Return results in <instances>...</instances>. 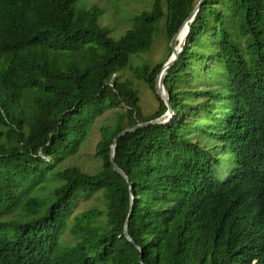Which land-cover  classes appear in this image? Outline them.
<instances>
[{
	"label": "trees",
	"instance_id": "1",
	"mask_svg": "<svg viewBox=\"0 0 264 264\" xmlns=\"http://www.w3.org/2000/svg\"><path fill=\"white\" fill-rule=\"evenodd\" d=\"M77 1L0 0V264H264V0H204L164 80L173 122L118 140L133 244L110 145L166 112L155 79L170 55L134 73L151 115L120 72L160 23L170 43L199 0H148L119 39ZM115 107L100 171L58 170ZM99 192L103 209L73 216Z\"/></svg>",
	"mask_w": 264,
	"mask_h": 264
},
{
	"label": "rangeland",
	"instance_id": "2",
	"mask_svg": "<svg viewBox=\"0 0 264 264\" xmlns=\"http://www.w3.org/2000/svg\"><path fill=\"white\" fill-rule=\"evenodd\" d=\"M75 8L99 9L101 12L100 24L108 30L110 37L119 39L131 28L133 20L138 14L151 8V2L148 0H78L75 3ZM182 34H185L184 29ZM178 44L179 41H175L176 47ZM169 45L170 43L164 34L163 24L160 23L149 51L138 56H131L129 66L120 72L121 79L130 80L138 90L139 105L144 115H151L156 112L158 102L148 86L134 77V73L145 65H154L165 60L171 54ZM112 109L106 111L94 120L78 151L75 154L65 157L56 164L58 170H64L67 167H77L84 173L90 175H95L100 171L101 161L95 154V148L100 138V128L113 123V113L118 110V107ZM103 208L104 203L102 202L101 192H99L89 200L80 199L73 216L89 209L100 210ZM63 238L67 241L70 240L67 234Z\"/></svg>",
	"mask_w": 264,
	"mask_h": 264
},
{
	"label": "water",
	"instance_id": "3",
	"mask_svg": "<svg viewBox=\"0 0 264 264\" xmlns=\"http://www.w3.org/2000/svg\"><path fill=\"white\" fill-rule=\"evenodd\" d=\"M204 2V0H199L197 5L195 6V8L190 12V14L186 17V19L183 21V23L180 25V27L178 28L177 32L174 34V36L172 37V39L170 40V50H171V54L169 56V58L167 59V61L163 64L161 70L159 71V73L156 76L155 79V92L156 94L160 97V99L162 100V102L165 104V106L167 107L166 112L154 119V120H150L148 122L145 123H139L131 128H127L123 131H121L120 133H118L112 140V143L110 145V163L114 169V171L119 174L121 177L124 178V180L128 183L129 185V193H130V211L128 214V217L126 219L125 225H124V236L125 238L131 242L133 244V242L131 241L129 235H128V226H129V220L132 214V210H133V201H134V191H133V187H132V183L129 181L127 175L117 166V164L115 163L114 160V154H115V148L117 145L118 140L125 135L126 133L129 132H133L137 129H140L144 126L147 125H166V124H170L173 122L174 120V111L172 109L171 103H170V99H169V95L168 92L164 86V80L167 76L168 71L176 64L177 60L179 59V54L182 51L183 47L186 44V40H187V36L189 34V29H190V25L192 24V22L195 19L196 14L198 13L202 3ZM188 23V26L186 25ZM183 26H186V34L184 37V40L182 42V44L180 46H178V48L175 46V38L177 36V34L179 33V31L183 28ZM137 249H139V251L141 252V249L136 246ZM141 257V256H140ZM140 262L142 264L141 258H140Z\"/></svg>",
	"mask_w": 264,
	"mask_h": 264
},
{
	"label": "bare ground",
	"instance_id": "4",
	"mask_svg": "<svg viewBox=\"0 0 264 264\" xmlns=\"http://www.w3.org/2000/svg\"><path fill=\"white\" fill-rule=\"evenodd\" d=\"M186 25L188 26V23ZM183 29L185 30V34H186V26H183V28L181 29V32L179 31L180 32V37H179L180 42H179L178 46H180L182 44L184 37H185V34L184 35L182 34ZM178 46H177V48H178Z\"/></svg>",
	"mask_w": 264,
	"mask_h": 264
}]
</instances>
